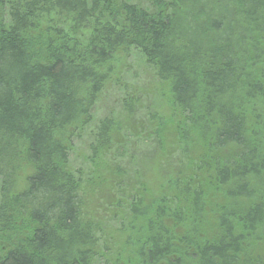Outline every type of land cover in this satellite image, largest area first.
Segmentation results:
<instances>
[{
  "label": "trees",
  "instance_id": "16d2710c",
  "mask_svg": "<svg viewBox=\"0 0 264 264\" xmlns=\"http://www.w3.org/2000/svg\"><path fill=\"white\" fill-rule=\"evenodd\" d=\"M216 4L0 0V264H264V0Z\"/></svg>",
  "mask_w": 264,
  "mask_h": 264
},
{
  "label": "rangeland",
  "instance_id": "374dc122",
  "mask_svg": "<svg viewBox=\"0 0 264 264\" xmlns=\"http://www.w3.org/2000/svg\"><path fill=\"white\" fill-rule=\"evenodd\" d=\"M216 1L217 0H204V2H206V4L209 5V8L211 10L213 9V11H215V12L219 11L218 5L216 4ZM20 176H21V174H20ZM21 182H22V180H21ZM21 182L19 183V186H18L20 189H22V187H23V184H21ZM91 192H93V191H91ZM104 199H106V197H104V192L103 191H96L94 194L89 196L88 203H86L87 204L86 210H87L88 216L92 215L94 220H96V222L100 224V227H103V229L106 231L104 233V235L108 236V235H111L113 233L114 229L109 230V228L106 227V226H108L106 219L108 218L109 215L107 216V213L105 211V207H103L104 204L102 203V201H104ZM88 204H90V205L88 206ZM105 227H106V229H105Z\"/></svg>",
  "mask_w": 264,
  "mask_h": 264
}]
</instances>
